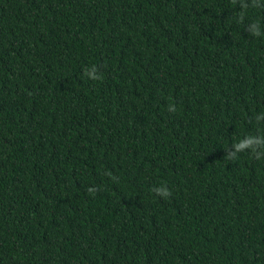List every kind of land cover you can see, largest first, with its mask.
I'll return each instance as SVG.
<instances>
[{
  "label": "trees",
  "instance_id": "16d2710c",
  "mask_svg": "<svg viewBox=\"0 0 264 264\" xmlns=\"http://www.w3.org/2000/svg\"><path fill=\"white\" fill-rule=\"evenodd\" d=\"M0 264H264V0H0Z\"/></svg>",
  "mask_w": 264,
  "mask_h": 264
},
{
  "label": "clouds",
  "instance_id": "9594fccd",
  "mask_svg": "<svg viewBox=\"0 0 264 264\" xmlns=\"http://www.w3.org/2000/svg\"><path fill=\"white\" fill-rule=\"evenodd\" d=\"M247 146H248V144L246 142V143H242V144L238 145L237 148H238V150H240V149H243V148H245ZM89 191H91V190H89Z\"/></svg>",
  "mask_w": 264,
  "mask_h": 264
}]
</instances>
